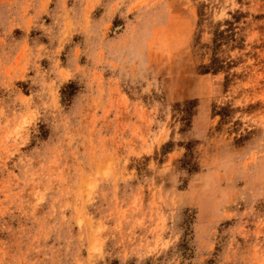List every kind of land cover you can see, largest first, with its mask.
Instances as JSON below:
<instances>
[{"label": "rangeland", "instance_id": "rangeland-1", "mask_svg": "<svg viewBox=\"0 0 264 264\" xmlns=\"http://www.w3.org/2000/svg\"><path fill=\"white\" fill-rule=\"evenodd\" d=\"M0 264H264V0H0Z\"/></svg>", "mask_w": 264, "mask_h": 264}]
</instances>
